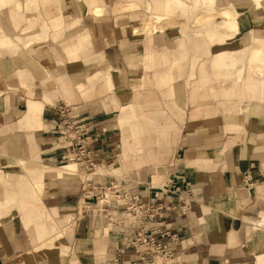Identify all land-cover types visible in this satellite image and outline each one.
Here are the masks:
<instances>
[{
	"label": "crops",
	"instance_id": "obj_1",
	"mask_svg": "<svg viewBox=\"0 0 264 264\" xmlns=\"http://www.w3.org/2000/svg\"><path fill=\"white\" fill-rule=\"evenodd\" d=\"M20 1L26 2L21 10ZM124 3L0 2V11L9 7L13 14L0 18V43L15 44L0 46V132L12 133L8 139L20 153L38 155L37 146L47 148L54 139L46 130L54 107L63 98L75 101L76 119L102 132L99 143L90 144L96 162L109 168L116 156L115 171L138 167L116 179L143 201L169 207L162 212V231L177 236L174 243L164 238L173 251L172 264H249L254 254L246 230L264 214L259 205V197L264 200V68L250 62L264 14H255L251 0L233 2L238 32L219 41L206 33L226 32L217 26L219 18L194 30L178 22L145 32L143 5L122 11ZM95 6L102 7L101 14H93ZM244 44L250 45L247 55ZM72 49L75 57L69 56ZM220 54L226 59L218 64ZM246 60L249 67L243 70ZM213 75L229 80L223 86ZM148 84L153 89H146ZM240 85L248 97L243 100L232 98ZM84 96L99 101L92 104ZM30 109L40 111L33 122ZM174 116H180L177 123ZM8 139L2 140L3 150ZM49 179L43 195L41 182L38 203L57 216L61 239L36 249L33 230L11 208L0 222V264H139L129 247L139 224L133 214L115 203L101 212L80 213L85 177ZM33 194H23L21 202ZM3 195L0 187L1 201ZM260 242L264 264V229Z\"/></svg>",
	"mask_w": 264,
	"mask_h": 264
},
{
	"label": "rangeland",
	"instance_id": "obj_2",
	"mask_svg": "<svg viewBox=\"0 0 264 264\" xmlns=\"http://www.w3.org/2000/svg\"><path fill=\"white\" fill-rule=\"evenodd\" d=\"M125 1L126 0H124V2ZM138 1L140 3H143L142 5L144 6V9H145V11L148 14V17L152 21L157 23V26L163 25V27H165V28L168 27L167 25H174V24H177L179 22V24L181 26L185 25L188 28H191L192 30H194L196 28H198V29L200 27L202 28V26H208L210 23L214 22L216 19L219 18L220 20H219V22H217V24H218L217 26L219 28H222L226 32L217 31L216 33H212L209 30L206 33H207V36L210 39L214 38V39L220 41V40H223V39L230 38L232 32H236V33L238 32V24H237V14H238V12L234 9L232 3L233 2L240 3V2H242L244 0H202L203 2L201 1V2L197 3L196 5H193L191 2H189L187 0H184V4L181 5V6H175L173 4H172V6H167V5L164 4L163 5V9L161 11H154V10H149L148 9V8L151 7V4H152L151 0H138ZM138 1H136V2L139 3ZM251 1L253 3V8L256 10L255 14H257V9L256 8L259 9L261 7V4L258 3L255 0H251ZM188 5H190V6H188ZM186 9H187V11H185ZM224 9L227 10V14L222 13V11ZM121 10L124 11V9H121ZM176 15H179V16H177L178 19H175ZM222 21H229L230 25L223 24V23H221ZM156 29H158V28H156ZM153 30H155V29L151 28L149 31H145V32H151ZM254 34L259 39L264 40V31L256 32ZM29 36H30V34L28 35V34L24 33V37H29ZM201 37H203V36L199 35L196 38L197 39H201ZM31 41H35V39H32ZM242 47H245V49H246L245 50L246 51L245 54L247 55L249 53V50H250V45L249 44H244ZM252 51H253V49H252ZM200 55H202V54H200ZM260 56H261V58L264 59V55L263 54H261ZM208 57H210V55L209 56H205V59H207ZM250 62L253 63V64H258V66L260 68H262V69L264 68V63H262V62H260L258 60H252V52H251V55H250ZM245 67H249L248 63H247V60H246V64L244 63V65H242L243 70H244ZM243 70L241 72V76L244 79L246 77V75L248 74L249 68L247 69L246 74H245V72ZM213 76L216 78V80L219 79L218 81H220V84H222L223 86L229 80L228 79L229 77L221 78L218 75H213ZM39 77H40V75H39ZM145 87H146V89H149V88L153 89V85H151V84H148ZM55 90L57 91V88H55ZM145 90H144V92H145ZM235 94L236 95H233L232 98H239V100H243L244 98L247 97L245 95V88L242 87L241 85L239 86V88L237 89V92ZM96 95L97 94H95L93 96H96ZM0 98H1V93H0ZM55 98H57V99L58 98H62L59 95L58 91H57V94H56ZM200 98H205V97L200 96ZM58 100H60V99H58ZM62 100L63 101L59 102L56 106L68 105L69 107H73L74 111H75V107L78 106V105L75 104V101H71V100H69L67 98H63ZM83 100H85L87 102H90L92 104H96L99 101L98 99L90 100V98H87L86 96H84ZM233 110H235V109H233ZM240 110H241V107H240ZM174 118H175V122H176L180 118V116H178V117L174 116ZM1 119H0V128L3 126V124L1 125ZM46 130H48L49 132H52L54 134V139H55L57 134L54 133L52 130H50V127H49V129H46ZM101 133L102 132L100 130H93V128L89 129L88 136L90 138L91 144L95 143V142H96L95 144L99 143L100 138H101ZM175 133L176 132L174 131V134ZM11 137H12V133H10V134L6 133L5 134L4 132H0V179H2V181L0 183V187H3V186L5 187V182H4L3 179H5V180L12 179V178H10V176H12L13 172H17V170L21 171V173L28 180L29 184H31V186L33 187L34 179L29 175V173H28L26 167L24 166L23 162H19L15 158H7V156H9V155L12 156V155L7 153L6 150H3V146L1 145V143L3 142L2 140L4 138L8 139V138H11ZM114 138H116V137H114ZM54 139L52 140L51 144L47 148H41V147L37 146V152H38L39 156L38 155H36L37 157H32L31 156V159H29V160H36V161L42 162L45 165L47 164V165H52V166H61V165L63 166L65 164L72 163L75 166V169H74V171H75L76 170V163L75 162H73V161H61V159L59 157L55 158L53 156V155H55V154H53L54 152H56V154H57V151L54 150V148H55L54 147V145H55ZM5 143H6V145L7 144H11V143L15 145V143L12 140H9V139L6 140ZM15 147H17V146L15 145ZM97 149H99V147L95 148V150H97ZM19 156H16V157H19ZM39 157H40V159H39ZM22 159H24V161H25L26 160V156H24V157L22 156ZM116 159H117V157L115 156L114 160H113L112 164H110L109 168H107V166L102 164L100 161L97 162L96 166L92 170L86 171L87 174H85V175H84V168H82L78 164L77 171H75V172L73 171L74 173L71 172L72 174L70 173L69 175L65 174V175H62V176L63 177L64 176H75V174L77 173L78 176L82 175V178L85 177V179H84L85 182H86V180L91 179L93 181V184L97 185L99 187L100 185H108L111 182H115V181L118 182V180L116 179L118 176L119 177L123 176V174H126L128 171L132 172L133 168H137L138 169V167H131V168H128L126 170L125 169H121V172H117L118 170L117 171L114 170L115 168H117L116 166L118 165V162L116 161ZM145 164H148V161H146V163H144L142 165H145ZM56 177H58L56 175V173L52 172V173L46 174L44 177L39 178L41 180V182L44 181L43 182L44 183V188H43V192H42L41 195L44 194L47 185H49V183H51V179H49V178L55 179ZM37 195L39 196L38 193H37ZM38 202H39V200H38ZM259 205L263 206L262 209L264 210L263 197L262 198L259 197ZM37 206L39 207L40 213L38 215H33L29 211H27V216L26 217L29 218V219H32L33 221L37 220L39 224H41L42 226L45 227V229L47 230L46 231L47 234H48V231L50 230V226H53V231L51 232V234L54 235V237L57 236V239L54 238L53 242H51V243L50 242H45V244L44 243L40 244L41 247H43V248L48 247V246H49L48 248L53 247L54 243L61 239V236H62L61 226L59 227V225H58V221L56 219L57 216H52L46 210L42 211V207L39 205V203H37ZM29 207H30V204L26 206V210H28ZM68 209L70 210L72 208H70V207H62L61 208V210L62 211L65 210V212H67ZM78 210H80V213L82 212L83 209H82L81 205H79ZM12 211L15 212L19 216L18 211H15L14 209ZM256 215H257V212L254 213L253 218L250 221H252L256 217ZM3 219L4 218H1L0 222H2ZM70 219L71 218L69 217L68 221ZM16 220H18V219H16ZM64 223H67L66 218L64 220ZM61 225H63V224H61ZM29 229L32 232V230H33L32 227H30ZM40 245H38L39 249L41 248ZM34 246H35V244H34ZM250 247H251V250H252L253 254L255 255V256L253 255L252 257H254L257 260L258 264H263V261H261L260 258L255 254L251 243H250ZM171 262H174V257L171 259V261H169V264H172Z\"/></svg>",
	"mask_w": 264,
	"mask_h": 264
},
{
	"label": "built area",
	"instance_id": "obj_3",
	"mask_svg": "<svg viewBox=\"0 0 264 264\" xmlns=\"http://www.w3.org/2000/svg\"><path fill=\"white\" fill-rule=\"evenodd\" d=\"M76 117L73 107H55L54 119L50 122V130L57 134L54 150L61 161H73L90 171L97 164L90 147V126ZM81 200L80 205L84 211L101 212L111 203L126 208L139 222L129 243V247L139 255V264H169L173 251L166 245L164 238L169 237L174 243L177 236L166 230L162 231V212L168 206L143 201L138 194L130 192L120 182L98 187L91 179L86 180Z\"/></svg>",
	"mask_w": 264,
	"mask_h": 264
},
{
	"label": "bare ground",
	"instance_id": "obj_4",
	"mask_svg": "<svg viewBox=\"0 0 264 264\" xmlns=\"http://www.w3.org/2000/svg\"><path fill=\"white\" fill-rule=\"evenodd\" d=\"M6 1H8V0H0V2H6ZM136 1H138V0H126L124 5H122L120 9L129 10V11L137 10L143 3H140L139 1H138L139 3H137ZM151 1H152L151 7L148 9L154 10V11H161L163 9L164 4L167 6H172V4L175 6H181L184 4V0H151ZM187 1L191 2L193 5H196L197 3L201 2L202 0H187ZM255 1H257L258 3L261 4V7L259 9L256 8L257 9V16H259V15L262 16L264 14V0H255ZM25 5H26V2L20 1L17 3L16 8L21 10L24 8ZM188 6H190V5H188ZM101 8L99 6H95L94 8H92L93 14L94 15L101 14V12H102ZM143 8H144V6H143ZM185 11H187V9ZM222 13L227 14V10L224 9L222 11ZM10 15L13 16L9 7L4 8L3 10L0 11V18L9 17ZM149 19L150 18L147 17L144 20V26H145L144 31H149L151 28L152 29L158 28V29L162 30L163 25L157 26V23H155L154 21H152L151 19L149 20ZM221 23L226 24V25H230L229 21H222ZM4 24L7 28H9V26H10L9 22L8 23L4 22ZM10 31H11V28H10ZM133 33L137 34V35L139 34V32L136 29L133 30ZM84 37L85 36L82 37V40L85 39ZM33 43L34 42L31 41L27 44V46H30V44H33ZM1 45L4 47H7L9 49L15 47V44L10 42V41H7L5 43H0V46ZM77 49H72L69 53V56L75 57ZM261 54L264 55V40L259 39L256 36L254 46H253V51H252V60H258V61L264 63V59L261 58V56H260ZM20 56L22 58V61L25 62V64L31 63V60L29 59L28 56H22V55H20ZM228 58L231 59V57H228ZM225 59H226V57L223 54H220L218 56V64L224 62ZM29 67L34 68V66H31V65H29ZM33 74L36 77H39V75H40V73L35 69H34ZM263 85H264V82H263ZM262 98H264V86H263ZM36 111H38V114H39V112H40L39 110L30 109L29 114H28L29 122H33V118H36V115H35ZM6 151H7V153L11 154L12 157H14L17 161L23 162V164L26 167L29 175L34 179V183H33V187H32L31 184H29L28 180L25 178V176L21 173V171H18V170H17V172L12 173V176H10V178H12V179H10V180L9 179L8 180L3 179L5 182V187L4 186L2 187V192L4 195H3L2 201L0 200V218L4 217L5 215H8V212L11 210V208H16L18 213H19V216H20V218L24 224V227L26 229H29L30 227H32V229H33L34 238L38 242V244L35 245L36 248H38L39 247L38 245H40L42 243L45 244V242H50V243L53 242L54 238L57 239V236L54 237V235L51 234V232L53 231V226H50V230L48 231V234H47V232H46L47 230L45 229V227L42 226L41 224H39L37 220L33 221L32 219H29L26 217L27 211H29L33 215H38L40 213L39 207L37 206L38 198H39L37 193L39 194L41 192L42 183H41V180L39 178L44 177L46 174H49L52 172L56 173V175L58 177L65 175V174H70L75 169L74 164L68 163V164L63 165L60 168L54 169L53 167L49 168L48 166H46L42 162H39L36 160L26 159L24 161V159H22V156L23 157L27 156V154L32 155V157H37V156L33 155L31 153H20L18 148L15 147V145L12 143L6 145ZM16 156H19V157H16ZM1 181H2V179H0V183H1ZM29 191L36 193V194L35 195L33 194L34 196L32 197V199H30L28 201L21 202V197L23 196V194H25ZM29 204H30V207L28 210H26V206ZM262 223L264 224V214H260V219L257 220V222H256V224H254L255 226L253 228L246 230V238L251 243L255 254L260 258L261 261H262L261 256L263 254V250L261 248V242L260 241L262 239V234H263V229H264V228L262 229L260 226ZM58 248L60 250L62 249V248H60V246H58ZM249 264H258V263H257V260L255 258H253V261Z\"/></svg>",
	"mask_w": 264,
	"mask_h": 264
}]
</instances>
